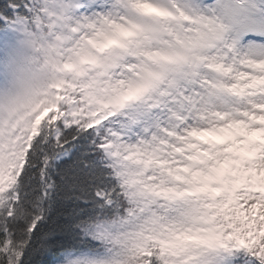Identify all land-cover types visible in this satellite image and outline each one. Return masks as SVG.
<instances>
[{
  "label": "snow or ice",
  "instance_id": "obj_1",
  "mask_svg": "<svg viewBox=\"0 0 264 264\" xmlns=\"http://www.w3.org/2000/svg\"><path fill=\"white\" fill-rule=\"evenodd\" d=\"M0 264H264V0H0Z\"/></svg>",
  "mask_w": 264,
  "mask_h": 264
}]
</instances>
